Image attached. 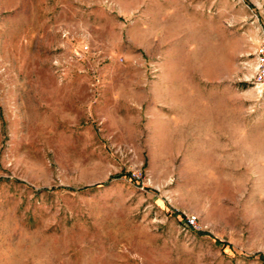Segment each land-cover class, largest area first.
<instances>
[{
	"label": "rangeland",
	"instance_id": "1",
	"mask_svg": "<svg viewBox=\"0 0 264 264\" xmlns=\"http://www.w3.org/2000/svg\"><path fill=\"white\" fill-rule=\"evenodd\" d=\"M263 38L264 0H0V264H264Z\"/></svg>",
	"mask_w": 264,
	"mask_h": 264
},
{
	"label": "built area",
	"instance_id": "2",
	"mask_svg": "<svg viewBox=\"0 0 264 264\" xmlns=\"http://www.w3.org/2000/svg\"><path fill=\"white\" fill-rule=\"evenodd\" d=\"M251 81L254 87L261 91L264 89V38L257 46L254 53L253 73L251 75ZM191 224L195 223V218L189 219Z\"/></svg>",
	"mask_w": 264,
	"mask_h": 264
},
{
	"label": "trees",
	"instance_id": "3",
	"mask_svg": "<svg viewBox=\"0 0 264 264\" xmlns=\"http://www.w3.org/2000/svg\"><path fill=\"white\" fill-rule=\"evenodd\" d=\"M258 257H261V255H260V254H258Z\"/></svg>",
	"mask_w": 264,
	"mask_h": 264
}]
</instances>
